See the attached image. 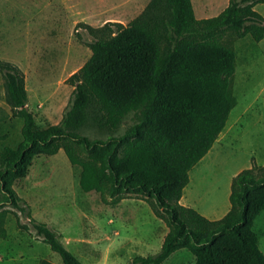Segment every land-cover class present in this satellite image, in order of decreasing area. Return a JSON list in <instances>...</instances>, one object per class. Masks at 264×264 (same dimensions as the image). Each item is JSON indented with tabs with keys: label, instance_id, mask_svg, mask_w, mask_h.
Returning a JSON list of instances; mask_svg holds the SVG:
<instances>
[{
	"label": "trees",
	"instance_id": "obj_1",
	"mask_svg": "<svg viewBox=\"0 0 264 264\" xmlns=\"http://www.w3.org/2000/svg\"><path fill=\"white\" fill-rule=\"evenodd\" d=\"M257 3L264 0H228L217 15L196 18L191 0H149L125 25L90 27L98 35L89 43V58L67 79L73 86L69 105L58 123L43 128L28 108L22 70L0 62L6 103L22 119L21 141L0 150V237L14 208L62 264H82L58 232L30 216L13 188L36 155L62 149L79 168L82 191L112 203L125 194L141 197L165 223L159 250L135 256L133 264H162L182 248L193 254L194 264H264L253 229L264 210V164L252 161L232 177L230 208L219 219L179 203L189 170L211 148L236 103V55L224 36L262 39L264 16L254 9ZM128 114L133 121L119 135L82 133L86 126L113 132ZM15 217L28 229L16 212ZM37 264L55 263L42 258Z\"/></svg>",
	"mask_w": 264,
	"mask_h": 264
},
{
	"label": "rangeland",
	"instance_id": "obj_2",
	"mask_svg": "<svg viewBox=\"0 0 264 264\" xmlns=\"http://www.w3.org/2000/svg\"><path fill=\"white\" fill-rule=\"evenodd\" d=\"M148 1L0 0V62L13 63L22 70L27 105L40 128L58 123L69 105L73 86L67 79L89 58V43L98 35L90 27L98 28L108 21L125 25ZM191 2L195 17L206 18L217 15L228 0ZM257 11L264 13V3ZM224 38L236 55L232 82L236 103L223 128V134L230 133L231 138L223 146L217 144L214 151H220L221 159L239 158L241 165H251L252 161L262 165L264 104L257 92L264 82V50L248 34H225ZM132 121L128 114L113 132L86 126L82 133L90 138L119 135ZM21 126L22 119L13 116L6 103L0 72V150L17 146L22 139ZM201 171L193 179L204 191V169ZM78 173L79 168L60 149L52 155H36L13 188L25 200L30 216L58 232L82 264H133L135 256L159 250L167 227L144 199L125 194L117 203L110 199L103 202L97 192L81 190ZM10 210L5 218L7 234L0 237V264H37L42 258L62 264L59 254L35 235L28 217ZM15 212L28 229L19 227ZM253 229L264 253V210L256 216ZM162 264H194V256L182 248Z\"/></svg>",
	"mask_w": 264,
	"mask_h": 264
},
{
	"label": "crops",
	"instance_id": "obj_3",
	"mask_svg": "<svg viewBox=\"0 0 264 264\" xmlns=\"http://www.w3.org/2000/svg\"><path fill=\"white\" fill-rule=\"evenodd\" d=\"M260 4L263 3H257L254 9H259ZM262 15L264 16V13ZM258 43L264 50V36ZM257 97L264 104V82L261 83L258 89ZM247 109L249 110L250 106ZM230 138V133L225 132L223 134V130L219 133L207 153L189 170V181L179 199L180 204L196 209L210 220L219 219L228 211L230 208L228 198L231 179L241 169L250 166L249 163H245L244 165L239 164L240 160L235 156L221 159L220 155H218L220 151H214V147L217 144L223 146ZM217 147L220 148L219 146ZM202 169H204V191L201 188L202 185L199 184L197 187L196 181L193 179L195 175H201ZM196 189L197 194H195Z\"/></svg>",
	"mask_w": 264,
	"mask_h": 264
}]
</instances>
